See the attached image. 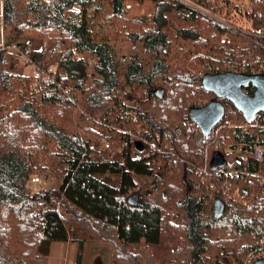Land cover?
<instances>
[{
    "label": "trees",
    "instance_id": "1",
    "mask_svg": "<svg viewBox=\"0 0 264 264\" xmlns=\"http://www.w3.org/2000/svg\"><path fill=\"white\" fill-rule=\"evenodd\" d=\"M216 2L2 0L4 35L33 45L25 59L0 46V264H48L56 242L77 243L82 264L88 232L114 264H159L165 246L160 264L260 258L264 182L253 174L264 163L241 155L264 145V112L249 124L222 100L209 135L187 120L214 98L203 75L264 58V39L211 16L223 13ZM263 26L255 0L252 28ZM36 176L61 184L35 188Z\"/></svg>",
    "mask_w": 264,
    "mask_h": 264
},
{
    "label": "water",
    "instance_id": "2",
    "mask_svg": "<svg viewBox=\"0 0 264 264\" xmlns=\"http://www.w3.org/2000/svg\"><path fill=\"white\" fill-rule=\"evenodd\" d=\"M250 86L254 89L253 94L245 91V88ZM202 87L213 93L214 98L204 106L192 108L190 118L204 135L212 133L224 119L226 109L222 100L232 103L248 123L255 122L258 115L264 111V73L227 71L205 74L202 77ZM216 160L219 166L224 164L222 155H217ZM136 201L137 195H133L129 204L133 205ZM214 210L217 218L224 215L225 205L221 199L215 201ZM255 264H264V258L257 259Z\"/></svg>",
    "mask_w": 264,
    "mask_h": 264
},
{
    "label": "rangeland",
    "instance_id": "3",
    "mask_svg": "<svg viewBox=\"0 0 264 264\" xmlns=\"http://www.w3.org/2000/svg\"><path fill=\"white\" fill-rule=\"evenodd\" d=\"M214 1L215 2L217 1L216 3L222 6L224 4L226 6H233L234 8L233 16L229 18L233 21V24H236L237 26L244 28L245 31L246 29L247 30L255 29V28H252V10H253V4L255 3V0H214ZM2 10H3V4H2V0H0V16L2 14ZM0 20H1V17H0ZM27 40L31 41L33 45L32 39H27ZM23 43L24 41L22 39L5 36L3 33V27L2 26L0 27V46L1 47L10 48L11 50L17 52L18 49L15 47ZM26 57H24L23 59H25ZM26 69L28 73L34 70L30 66H27ZM200 87H202V85H200ZM204 105H205L204 100H200L198 102L197 107L204 106ZM188 117L189 118L187 120L188 121L191 120L190 114ZM133 137L135 139H141L143 141L142 137H136L134 135ZM118 151H121V148ZM197 172L199 174L207 173V165L199 167L197 169ZM36 177H39V179L41 180L42 186L45 188H58L61 184V181L58 179H48L44 181L43 178H40V176H36ZM204 179L205 177L202 176V180ZM32 186H34L35 188L39 187L36 184H33ZM235 196L238 200L239 198H238L237 192H235ZM84 238H85V251L83 254L82 264H114L113 256H112V249L109 244L100 242L99 240L96 239V237L93 234L89 232L86 233ZM258 251H260V249ZM165 252H166V246L156 248L157 263L160 264V262L162 261L165 255ZM258 253L259 252L253 251L250 255H248L247 261H249L251 258H254L255 256L257 257ZM76 256H77V243H72V242L58 243L56 242V243H53L51 246L48 264H75ZM258 257L264 258V247L262 248V251L259 253Z\"/></svg>",
    "mask_w": 264,
    "mask_h": 264
},
{
    "label": "built area",
    "instance_id": "4",
    "mask_svg": "<svg viewBox=\"0 0 264 264\" xmlns=\"http://www.w3.org/2000/svg\"><path fill=\"white\" fill-rule=\"evenodd\" d=\"M217 7L222 9L223 13L211 14V16H213L216 20H219L228 26H237L236 24H233V21L231 19H229L233 16V12H234L233 6H226L225 4L222 6L220 4H217ZM0 26H1V21H0ZM242 29L245 30L244 28H242ZM246 32L253 35V36H256L258 38L264 39V26L259 27V28H255L252 30L246 29ZM31 47H32V42L27 40L23 43V45H21L17 48L18 49L17 52L22 57L23 56L26 57L27 53L31 50ZM227 71H232V72H237V73L242 72V73H249V74L264 73V58L257 63L248 62L246 60H243L241 62H226L222 68L217 67L215 69V73L227 72ZM37 75H38V73H36V76ZM253 123L258 124L257 119ZM226 124H229V122H226ZM107 147H108V145H107ZM241 158L245 159V160H255L257 162L264 163V145L263 144L262 145L261 144L255 145V147L252 151L244 153L243 155H241ZM218 172H219L218 174H220L222 171H218ZM232 176L239 178L240 174L237 173V174H233ZM253 176L255 177L256 182L258 184L264 182V176L260 172L253 174ZM31 182H32V184H40L41 180L38 177H34L31 180Z\"/></svg>",
    "mask_w": 264,
    "mask_h": 264
},
{
    "label": "crops",
    "instance_id": "5",
    "mask_svg": "<svg viewBox=\"0 0 264 264\" xmlns=\"http://www.w3.org/2000/svg\"><path fill=\"white\" fill-rule=\"evenodd\" d=\"M38 46V44H36Z\"/></svg>",
    "mask_w": 264,
    "mask_h": 264
},
{
    "label": "bare ground",
    "instance_id": "6",
    "mask_svg": "<svg viewBox=\"0 0 264 264\" xmlns=\"http://www.w3.org/2000/svg\"><path fill=\"white\" fill-rule=\"evenodd\" d=\"M226 113V112H225Z\"/></svg>",
    "mask_w": 264,
    "mask_h": 264
}]
</instances>
